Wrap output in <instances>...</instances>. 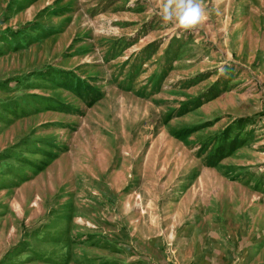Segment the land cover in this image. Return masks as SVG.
Listing matches in <instances>:
<instances>
[{
  "label": "rangeland",
  "instance_id": "obj_1",
  "mask_svg": "<svg viewBox=\"0 0 264 264\" xmlns=\"http://www.w3.org/2000/svg\"><path fill=\"white\" fill-rule=\"evenodd\" d=\"M0 0V264H264V0Z\"/></svg>",
  "mask_w": 264,
  "mask_h": 264
},
{
  "label": "clouds",
  "instance_id": "obj_2",
  "mask_svg": "<svg viewBox=\"0 0 264 264\" xmlns=\"http://www.w3.org/2000/svg\"><path fill=\"white\" fill-rule=\"evenodd\" d=\"M159 15L164 22H174L182 29L191 30L203 23L207 12L199 0H165Z\"/></svg>",
  "mask_w": 264,
  "mask_h": 264
}]
</instances>
